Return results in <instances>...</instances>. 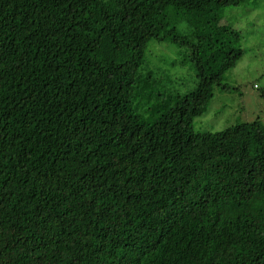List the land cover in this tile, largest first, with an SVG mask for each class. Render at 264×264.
Returning <instances> with one entry per match:
<instances>
[{"label": "trees", "instance_id": "trees-1", "mask_svg": "<svg viewBox=\"0 0 264 264\" xmlns=\"http://www.w3.org/2000/svg\"><path fill=\"white\" fill-rule=\"evenodd\" d=\"M257 3L0 0V264H264V124L193 126Z\"/></svg>", "mask_w": 264, "mask_h": 264}, {"label": "rangeland", "instance_id": "rangeland-1", "mask_svg": "<svg viewBox=\"0 0 264 264\" xmlns=\"http://www.w3.org/2000/svg\"><path fill=\"white\" fill-rule=\"evenodd\" d=\"M248 6L227 8L222 20L237 28L241 34L243 56L236 65L223 75L225 89L216 88L205 112L193 120L196 129L222 130L236 122L253 121L259 118L264 124V99L258 94V87L264 86V0H258L255 9ZM155 47V48H154ZM157 56L174 58L176 49L166 42L153 46ZM159 60V59H158ZM178 84L184 91L191 84L187 70L175 68ZM0 247H3L0 241Z\"/></svg>", "mask_w": 264, "mask_h": 264}]
</instances>
